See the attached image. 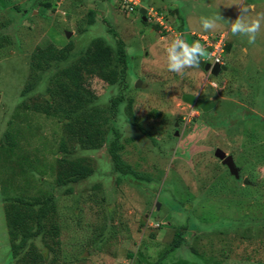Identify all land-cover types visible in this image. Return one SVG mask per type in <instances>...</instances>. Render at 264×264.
Segmentation results:
<instances>
[{"label":"rangeland","instance_id":"obj_1","mask_svg":"<svg viewBox=\"0 0 264 264\" xmlns=\"http://www.w3.org/2000/svg\"><path fill=\"white\" fill-rule=\"evenodd\" d=\"M140 1L124 12L118 0H0L3 152L8 132L17 140L10 159L0 155V264L30 261L13 258L7 195L54 197L61 243L44 235L30 241L45 264H264V22L249 44L230 32L228 21L240 14L235 0ZM244 2L251 17L264 14V0ZM142 7L163 15L169 31L155 17L144 20ZM217 13L219 28L205 32L201 17ZM222 33L226 71L167 70L166 48L176 35L206 45L197 36ZM94 37L135 50L127 51L126 75L119 66L91 69L74 89L68 121L37 112L35 104L52 101L51 75L23 97L32 63L50 46L69 44L73 62ZM200 102L214 106L205 112ZM117 133L129 175L114 171L108 151ZM218 148L233 156L240 179L215 156ZM64 158L94 169L72 193L56 182ZM178 230L183 241L172 249Z\"/></svg>","mask_w":264,"mask_h":264},{"label":"trees","instance_id":"obj_2","mask_svg":"<svg viewBox=\"0 0 264 264\" xmlns=\"http://www.w3.org/2000/svg\"><path fill=\"white\" fill-rule=\"evenodd\" d=\"M90 23L94 22V13H90ZM184 31L182 28H180ZM195 37V36H194ZM193 36L191 37V39ZM189 40V36H187ZM194 39V38H193ZM194 42V41H193ZM72 45L69 44L63 48L57 49L50 46L43 58H38L32 63L31 74L33 81L28 83L25 87L22 96L35 89V86L43 76L48 73L51 76L47 77L49 80V88L47 92L51 94L52 101L48 100L45 106L35 104L34 109L37 112H42L46 115L54 117H63V120L68 121L69 115L67 106L73 99L74 89L85 81L91 69L104 70L110 67L119 66L120 76L124 77L127 72L128 57L125 44L122 40H118L114 48L102 37H94L90 40L87 48L79 54L78 58L71 62ZM67 63L66 66H60ZM121 98H115L112 101L111 110L113 118L117 115V106ZM24 104H22V107ZM26 107V106H25ZM65 115V116H64ZM93 133L98 132V128L91 127ZM6 137L9 139V151H6L1 145L0 155L9 156V153L14 150L17 140L12 132H8ZM109 154L112 158L114 171L120 175H129L133 172L132 166L122 159L120 154L119 134L112 139L109 144ZM11 157L9 156V159ZM6 159V157H5ZM61 169L58 172L56 182L59 187L65 188L67 193L73 192V184L79 183L90 177L94 169L91 165L86 164L82 159H68L61 160ZM23 171V170H21ZM121 176L118 177V183L121 181ZM240 179V178H239ZM8 196V195H7ZM5 199V216L7 220L8 229L11 237V250L14 260H26L30 258L29 264H45L43 254L33 249V238L38 236L52 239L55 244L59 245L61 241L60 226L57 222V207L53 196H12ZM56 219V220H55ZM45 240V241H46ZM183 241L182 230H178L175 235L172 249L180 247ZM47 248L51 249L48 242ZM29 247V248H28ZM26 252V255H25ZM28 255V256H27Z\"/></svg>","mask_w":264,"mask_h":264},{"label":"clouds","instance_id":"obj_3","mask_svg":"<svg viewBox=\"0 0 264 264\" xmlns=\"http://www.w3.org/2000/svg\"><path fill=\"white\" fill-rule=\"evenodd\" d=\"M230 5L237 6L240 13L234 21H228L231 34L233 36L246 37L249 44H255L257 35L261 30V24L264 22V14L251 17L249 13L252 9L244 0H235ZM142 8L147 10V7ZM221 20L224 19L217 13L211 17H201L200 24L205 32H215L219 28L218 22ZM127 51L131 55L135 50L129 48ZM166 54L167 70L178 75H183L186 69L199 68L201 60L207 62V60L211 59V54L207 51L204 44L199 40L190 44L183 35H176L171 40L166 48Z\"/></svg>","mask_w":264,"mask_h":264},{"label":"built area","instance_id":"obj_4","mask_svg":"<svg viewBox=\"0 0 264 264\" xmlns=\"http://www.w3.org/2000/svg\"><path fill=\"white\" fill-rule=\"evenodd\" d=\"M119 6L124 10V12H132L134 11L138 6H141L140 0H118ZM147 18L152 19L155 17L157 19V22L164 28V30L169 31L167 23L164 21L165 18L163 15H160L155 8L147 7ZM181 33V32H180ZM204 43H206L205 46H208V51L211 54V59L207 60V62H211L212 66L215 64L224 65V53H225V47L227 44V36L226 34L222 33L219 35H200L197 36Z\"/></svg>","mask_w":264,"mask_h":264},{"label":"water","instance_id":"obj_5","mask_svg":"<svg viewBox=\"0 0 264 264\" xmlns=\"http://www.w3.org/2000/svg\"><path fill=\"white\" fill-rule=\"evenodd\" d=\"M141 14L143 16V19L146 20L147 10L145 8L141 9ZM200 67L205 69L206 71H210L214 75H217L221 71H226L228 69L226 65L215 64L214 66H212L211 62H206L204 60H201ZM183 98L191 104L196 103L195 96L191 94H185ZM199 106L202 108L203 111L207 112L214 106V104L209 102H200ZM215 156L219 158L221 162L229 168L232 175H234L237 179L240 178L239 169L236 166L232 155H227L222 149L218 148L216 149ZM244 183L248 184V180L244 179Z\"/></svg>","mask_w":264,"mask_h":264}]
</instances>
